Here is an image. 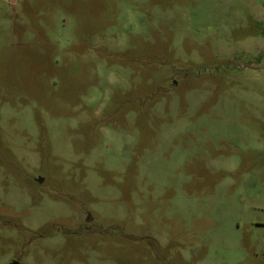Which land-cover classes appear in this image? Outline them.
I'll use <instances>...</instances> for the list:
<instances>
[{"label":"rangeland","instance_id":"374dc122","mask_svg":"<svg viewBox=\"0 0 264 264\" xmlns=\"http://www.w3.org/2000/svg\"><path fill=\"white\" fill-rule=\"evenodd\" d=\"M0 264H264V0H0Z\"/></svg>","mask_w":264,"mask_h":264}]
</instances>
